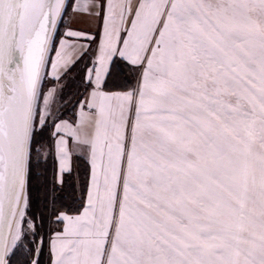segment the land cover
Segmentation results:
<instances>
[{
    "label": "snow or ice",
    "instance_id": "1",
    "mask_svg": "<svg viewBox=\"0 0 264 264\" xmlns=\"http://www.w3.org/2000/svg\"><path fill=\"white\" fill-rule=\"evenodd\" d=\"M66 7L0 0V264L29 243L39 264L26 178L55 96L40 108L42 72L85 57L56 148L69 171L71 138L90 186L79 214L53 209L50 264H264V0H92L73 10L98 32L57 45Z\"/></svg>",
    "mask_w": 264,
    "mask_h": 264
},
{
    "label": "trees",
    "instance_id": "2",
    "mask_svg": "<svg viewBox=\"0 0 264 264\" xmlns=\"http://www.w3.org/2000/svg\"><path fill=\"white\" fill-rule=\"evenodd\" d=\"M88 64L89 57L78 61L59 81V90L51 116L42 127H36L30 143L27 178L28 214L37 217V239L42 237L44 240L38 256L39 264H49L48 239L51 233L50 217L53 209L71 210L70 214H77L86 201L90 166L85 158L75 157L72 170L64 174L61 184L56 182L55 160L52 154V127L58 119L66 118L74 121L77 102L85 91L81 81ZM120 72H123L119 77L120 80H132L128 69L118 63L113 69L114 76ZM29 246L31 250L35 248L34 244L29 243ZM32 256V251L29 258L25 259L15 253L11 257V264H30Z\"/></svg>",
    "mask_w": 264,
    "mask_h": 264
},
{
    "label": "crops",
    "instance_id": "3",
    "mask_svg": "<svg viewBox=\"0 0 264 264\" xmlns=\"http://www.w3.org/2000/svg\"><path fill=\"white\" fill-rule=\"evenodd\" d=\"M88 2L91 3L92 0H69L68 4H71L72 7H66V12L63 16L62 22H60L58 31H57V45L59 43V39L61 38H65L63 36V33L66 32L67 30H73V31H78V32H82V33H97L98 32V21L97 19L92 16L89 15L85 12L82 11H74V8H79L83 3ZM69 40L70 43L72 44H82L84 43V41H75L72 38H66ZM92 48H95V43H93L91 45ZM69 55L75 56L76 53L73 52L71 49H69ZM49 60L51 59H55V53L50 52L49 53ZM72 68V66L68 69V71L62 72L61 73V78L60 80L69 72V70ZM59 80V81H60ZM59 81L53 79V75H52V68H51V64L48 63L46 64L44 71H43V75H42V85H41V98L39 100V106L41 109H43L44 104H43V95H46L49 90L51 89H55V96L53 98V101L50 103L49 108H50V112L52 113L53 111V107H54V102L59 90ZM79 109L77 107L76 109V113H75V119L77 116ZM51 116V114L49 116H47V119ZM74 119V120H75ZM62 121H68V122H73L70 121L69 119L66 118H62V119H58L54 122L53 127H52V134H53V144H52V154L54 156V160H55V171H56V182L58 184H61L62 179L64 174L70 172L73 168V161L75 157H82L85 158L90 166V162L87 159V157L83 154H81L74 146L72 140L70 137H65L66 139H68L69 142V153L71 156V164H70V170L69 171H64L63 173H61L60 171V161H59V154L57 152V148H56V143L58 141V139L63 136V132L57 133L56 132V125L61 123ZM37 127H40V125L37 124ZM90 176H91V167H90V172H89V180H88V188L90 186ZM87 188V191H88ZM87 203V196H86V201L85 204ZM79 214V213H77ZM72 215H76V214H72ZM62 227V226H61ZM49 251V248H48ZM50 255V253H49ZM51 260V257H50ZM50 260H49V264H50Z\"/></svg>",
    "mask_w": 264,
    "mask_h": 264
},
{
    "label": "rangeland",
    "instance_id": "4",
    "mask_svg": "<svg viewBox=\"0 0 264 264\" xmlns=\"http://www.w3.org/2000/svg\"><path fill=\"white\" fill-rule=\"evenodd\" d=\"M68 2H69V0H68ZM59 25H60V22H59V24H58V28H59ZM57 31H58V29H57ZM37 127V126H36ZM46 155H48V153L46 152ZM29 157H30V152H29ZM15 253H17V254H19L23 259H25V258H29V256L31 255V248H30V246H29V244H28V246L25 248V247H20V248H18L17 250H16V252ZM34 255V254H33ZM33 259V256H32V258H31V260ZM31 264V263H30Z\"/></svg>",
    "mask_w": 264,
    "mask_h": 264
},
{
    "label": "water",
    "instance_id": "5",
    "mask_svg": "<svg viewBox=\"0 0 264 264\" xmlns=\"http://www.w3.org/2000/svg\"><path fill=\"white\" fill-rule=\"evenodd\" d=\"M66 3H68V0H66ZM59 24V23H58ZM44 71V70H43ZM42 75H43V72H42ZM31 143V141H30ZM29 152H30V144H29ZM27 178H28V175H27ZM27 178H26V191H27Z\"/></svg>",
    "mask_w": 264,
    "mask_h": 264
}]
</instances>
